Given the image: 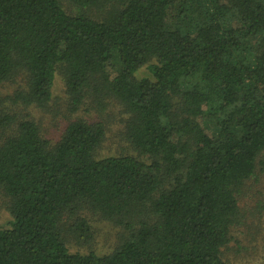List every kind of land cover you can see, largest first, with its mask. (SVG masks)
Here are the masks:
<instances>
[{
  "label": "trees",
  "instance_id": "obj_1",
  "mask_svg": "<svg viewBox=\"0 0 264 264\" xmlns=\"http://www.w3.org/2000/svg\"><path fill=\"white\" fill-rule=\"evenodd\" d=\"M66 1L0 0V264H230L239 196L264 167V0ZM57 72L71 113L119 106L131 153L99 156L107 126L76 115L43 134L28 108ZM83 212L123 228L111 252L70 249L92 238Z\"/></svg>",
  "mask_w": 264,
  "mask_h": 264
},
{
  "label": "rangeland",
  "instance_id": "obj_2",
  "mask_svg": "<svg viewBox=\"0 0 264 264\" xmlns=\"http://www.w3.org/2000/svg\"><path fill=\"white\" fill-rule=\"evenodd\" d=\"M64 1H67L62 0L65 5ZM195 19H198V15L192 7V11H188L183 18L182 25L192 28ZM117 67H119L118 64ZM138 76L147 77L151 74L144 68L139 71ZM52 92V99L45 107L30 106L28 108V111L30 110L29 112L33 113L37 122L40 123L42 132L47 138L53 142L57 141L68 121L69 114L74 117L76 115L89 121H103L107 126L106 137L98 150L99 156L131 153L130 145L121 136L122 113L119 106L113 102L96 101L89 97L76 113H71L66 86L60 72L56 73ZM16 110L19 112L20 107ZM204 124L213 134L214 121L206 118ZM6 199L7 197L0 194L1 227H9L12 220ZM239 199L241 223L233 228L231 241L223 248V257L230 264H264V167L262 164L257 165L256 175L245 182ZM82 214L91 221L92 238L90 241H84L69 235L67 242L70 249L80 252L94 250L99 254L111 252L119 244L124 234L123 228L103 219L97 213L83 212Z\"/></svg>",
  "mask_w": 264,
  "mask_h": 264
}]
</instances>
